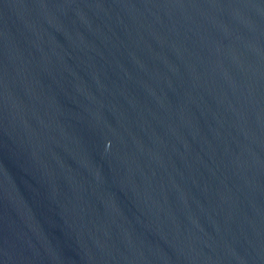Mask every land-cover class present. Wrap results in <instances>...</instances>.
<instances>
[{
    "label": "water",
    "instance_id": "1",
    "mask_svg": "<svg viewBox=\"0 0 264 264\" xmlns=\"http://www.w3.org/2000/svg\"><path fill=\"white\" fill-rule=\"evenodd\" d=\"M0 264H264V0H0Z\"/></svg>",
    "mask_w": 264,
    "mask_h": 264
}]
</instances>
